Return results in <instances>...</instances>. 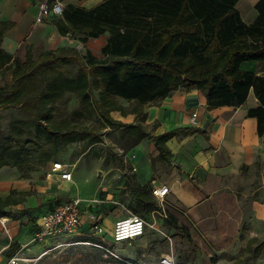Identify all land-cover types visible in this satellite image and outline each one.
Here are the masks:
<instances>
[{"label": "crops", "instance_id": "obj_1", "mask_svg": "<svg viewBox=\"0 0 264 264\" xmlns=\"http://www.w3.org/2000/svg\"><path fill=\"white\" fill-rule=\"evenodd\" d=\"M102 1L64 0V4L90 9ZM258 1H237L235 6L245 23L250 24L257 17ZM36 4L37 0H0V21L12 22L4 34L2 47L12 56L25 61L30 55L36 60L44 51L75 47L76 43L81 44L82 54L88 48L100 55L107 33L88 38L86 42L80 40L82 35L78 33L62 35L52 22L54 16H41ZM257 66L256 61L241 63V67L249 70H256ZM11 77V69L0 74V87L9 83ZM117 99L126 102L120 103L124 107L130 104L122 97ZM256 102L250 92L239 107L209 109L202 91L181 86L164 98L145 104V118L141 123L147 132L150 130V136L177 130V134L166 141L169 159H161L154 142L148 136L142 137L118 154V164L113 160L100 167L99 181H95L93 171L90 172L87 197H83L81 188L73 190L79 181L72 169V179L63 180L49 173L52 165L45 170V175L15 161L2 165L0 197L5 199L12 191L14 197L20 193L28 195L21 203L7 207L11 216L0 217V262L5 259V264L16 248L24 249L35 240L45 212L74 197L81 200V222L75 231L79 242L92 243L86 240L93 237L90 229L96 222L112 228L118 218L136 214L147 220L146 228L151 226L167 237L168 252H162L159 260L167 254L174 261L173 244L191 240L194 232L200 236L201 249L197 255L200 260L210 257L209 252H201L209 247L221 254L235 244L238 250H243L248 242H251L250 248L261 244L259 237L264 236V135L257 134L256 118L247 116V108ZM193 112L197 113L196 125L190 121ZM110 114L126 124L138 122L133 112L122 114L120 110H113ZM253 162L261 163L263 184L255 193H250L241 168ZM28 169V175H21V171ZM96 173L100 170L96 169ZM164 185L168 192L164 197H156L153 190ZM99 190L105 191L104 197L97 195ZM163 219L168 227L161 231ZM245 221L254 225L255 230L243 233L241 228Z\"/></svg>", "mask_w": 264, "mask_h": 264}, {"label": "trees", "instance_id": "obj_2", "mask_svg": "<svg viewBox=\"0 0 264 264\" xmlns=\"http://www.w3.org/2000/svg\"><path fill=\"white\" fill-rule=\"evenodd\" d=\"M237 1L103 0L90 9L65 6L63 13L52 20L60 34L78 33L86 42L107 33L99 56L88 48L82 54L76 47H62L44 51L36 60L28 55L21 61L2 47L12 22L0 21V74L12 70L11 81L0 87V111L21 110L34 122L37 136L41 132L60 134L64 146L84 139L94 142L98 136L90 131L71 128L59 133L46 125L52 116V103L66 92H75L87 115L95 112L107 126L125 127L139 134L134 144L148 136L159 150V157L168 160L166 141L177 130L148 135L141 123L145 104L182 86L202 91L209 109L236 108L252 92L257 102L247 108V116L256 118L257 134L262 136L264 0L256 3L258 14L250 24L241 19ZM245 61L262 66L258 71L245 69L241 67ZM116 97L130 101L129 106L119 104ZM113 110L133 112L138 122L116 120L110 114ZM84 112L75 111L80 115ZM26 151L23 143L13 148L10 136L0 130V167L11 160L22 161ZM241 170L246 189L255 193L263 184L261 163L243 165ZM25 195L28 193L14 197L12 191L5 199L0 197V217L11 216L7 207L21 203ZM86 241L98 243L94 237ZM250 246L248 242L236 262L243 260L242 254Z\"/></svg>", "mask_w": 264, "mask_h": 264}, {"label": "rangeland", "instance_id": "obj_3", "mask_svg": "<svg viewBox=\"0 0 264 264\" xmlns=\"http://www.w3.org/2000/svg\"><path fill=\"white\" fill-rule=\"evenodd\" d=\"M77 49L81 50V46ZM94 49L96 51L98 46ZM261 66L258 65L256 71ZM117 102L126 104L121 99H117ZM51 109L52 116L46 122L51 130L59 133L71 128L79 131L86 130L94 133L98 139L94 142L86 139L74 141L64 146L60 142V134L49 136L46 132H41L37 136L34 122L16 108L0 111V130L10 136L13 148H18L20 143H23L27 149L23 160L18 162L20 166L34 168L40 175H45V170L54 162L70 164L75 178L79 181L78 187H73V190L77 191L81 188L83 197H87L90 172L93 171V179L99 181V176L102 175L100 167H104L113 160L115 164H118L119 162L116 161L120 157L118 154L121 155L131 147L139 138V134L130 133L125 127L107 126L95 112L87 115L75 92L63 94L52 103ZM76 110L83 111L84 115L75 113ZM147 133L150 135V130ZM13 162V160L10 161V163ZM96 169H99L100 173H96ZM29 170L21 171V175H28ZM104 194L103 190L97 193L99 197H104ZM116 207L119 208V206ZM165 213L169 216L167 210ZM163 227H168L166 219H163L160 224L161 231ZM255 228L254 225L251 226L245 221L241 231L249 233ZM90 233L97 238L98 243L79 242L75 231L48 237L42 241L33 240L24 249L16 248L5 264H159L162 252H168L167 237L151 226L146 228L142 238H136L130 242H113L110 225H104L102 234H97L93 228L90 229ZM259 242L262 243L254 244L243 252V260L240 262L234 260L242 251L238 250V244L232 246L230 250L222 251L221 254H217L210 247L207 251L201 250L204 253L209 252L210 257L200 260L197 257L198 249H201L200 236L194 232L191 240L173 244L174 263L264 264V236L259 237ZM3 262L0 263L3 264Z\"/></svg>", "mask_w": 264, "mask_h": 264}, {"label": "built area", "instance_id": "obj_4", "mask_svg": "<svg viewBox=\"0 0 264 264\" xmlns=\"http://www.w3.org/2000/svg\"><path fill=\"white\" fill-rule=\"evenodd\" d=\"M37 8L41 16H60L63 13L64 0H37ZM81 46L76 44V48ZM191 124L196 125L197 113L193 112L190 118ZM134 169V168H133ZM50 174H57L63 180H71L72 172L70 164L54 162L50 168ZM168 192L167 186H161L153 190L156 197H164ZM80 198L74 197L59 202L53 209L41 216L40 230L35 235V240H45L59 234H68L77 230L80 225ZM147 220L139 215L132 214L118 218L111 228V239L115 243L132 241L145 233ZM92 228L97 234L104 233V226L94 223ZM159 264H174L172 257L162 256Z\"/></svg>", "mask_w": 264, "mask_h": 264}, {"label": "bare ground", "instance_id": "obj_5", "mask_svg": "<svg viewBox=\"0 0 264 264\" xmlns=\"http://www.w3.org/2000/svg\"><path fill=\"white\" fill-rule=\"evenodd\" d=\"M164 256H165V257H167V258H170V257H171L170 255H167V254H166V255H164Z\"/></svg>", "mask_w": 264, "mask_h": 264}]
</instances>
